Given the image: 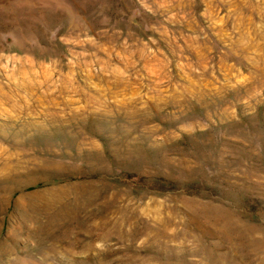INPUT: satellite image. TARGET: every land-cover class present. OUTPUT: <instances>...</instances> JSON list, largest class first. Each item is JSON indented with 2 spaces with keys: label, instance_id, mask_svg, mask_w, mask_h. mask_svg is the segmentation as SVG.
I'll return each mask as SVG.
<instances>
[{
  "label": "rangeland",
  "instance_id": "rangeland-1",
  "mask_svg": "<svg viewBox=\"0 0 264 264\" xmlns=\"http://www.w3.org/2000/svg\"><path fill=\"white\" fill-rule=\"evenodd\" d=\"M0 264H264V0H0Z\"/></svg>",
  "mask_w": 264,
  "mask_h": 264
}]
</instances>
